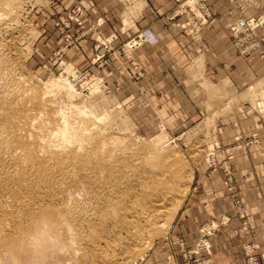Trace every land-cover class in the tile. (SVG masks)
Listing matches in <instances>:
<instances>
[{
  "label": "rangeland",
  "instance_id": "374dc122",
  "mask_svg": "<svg viewBox=\"0 0 264 264\" xmlns=\"http://www.w3.org/2000/svg\"><path fill=\"white\" fill-rule=\"evenodd\" d=\"M174 1L166 47L95 0H0V264H264V0H226L224 40Z\"/></svg>",
  "mask_w": 264,
  "mask_h": 264
},
{
  "label": "crops",
  "instance_id": "0c3cea01",
  "mask_svg": "<svg viewBox=\"0 0 264 264\" xmlns=\"http://www.w3.org/2000/svg\"><path fill=\"white\" fill-rule=\"evenodd\" d=\"M95 4L98 10L96 16H100L101 19H104V22H116L114 23L116 26L123 27V22L128 21L124 33L120 34L122 38H129L138 28L146 26L150 27L160 40H166L167 43L164 42L166 47L168 41L172 40L173 42L175 38L172 28L163 26V24H168L166 16L176 5L174 0H132L129 5H123L118 0H95ZM212 7L214 15L205 30L209 39L224 40L230 22V6L227 5L226 0H212ZM225 46L224 41H222V44L220 42L214 43L212 53L224 52L227 49ZM233 251L224 252L225 254L223 250L213 252V261L215 263L240 264L238 255Z\"/></svg>",
  "mask_w": 264,
  "mask_h": 264
},
{
  "label": "bare ground",
  "instance_id": "6f19581e",
  "mask_svg": "<svg viewBox=\"0 0 264 264\" xmlns=\"http://www.w3.org/2000/svg\"><path fill=\"white\" fill-rule=\"evenodd\" d=\"M38 97V96H37ZM17 100H19V99H17ZM27 100H30V99H28L27 98ZM19 102V101H18ZM33 103V102H32ZM15 104H17V101H16V103ZM19 104V103H18ZM13 109V108H12ZM11 109V110H12ZM9 110V109H8ZM16 114V113H15ZM11 119V118H10ZM32 120V119H31ZM11 121V120H10ZM32 126V125H31ZM37 126V125H36ZM64 127V126H63ZM37 128V127H36ZM35 128V129H36ZM44 128V127H43ZM61 128V127H60ZM65 128V127H64ZM64 128L63 129H61L59 132H60V134L63 136V134H62V130H64ZM30 129V128H29ZM66 129V128H65ZM18 132V131H17ZM35 133V132H34ZM26 134V133H25ZM27 135V134H26ZM30 135V134H29ZM29 138H30V136H29ZM35 138H37L36 136H35ZM27 140H28V138H26ZM31 139V138H30ZM36 140V139H35ZM88 140V139H87ZM100 140V139H99ZM106 140V139H105ZM31 141H32V139H31ZM49 141V140H48ZM103 142V141H102ZM41 143H43V142H41ZM105 143V142H104ZM103 143V144H104ZM39 144H40V142H39ZM83 145V144H82ZM88 145V144H87ZM104 146V145H103ZM42 147V146H41ZM46 147H47V145H46ZM94 147H96V146H94ZM109 147V146H108ZM43 149V148H42ZM45 149V148H44ZM76 150H77V148H75ZM80 149V148H79ZM71 150V149H70ZM74 150V149H73ZM17 151V150H16ZM92 152V151H91ZM15 153V152H14ZM47 153V152H46ZM99 153V152H98ZM41 155V154H40ZM42 156V155H41ZM68 157H70V156H68ZM104 157H105V155H104ZM105 160V159H104ZM111 160V159H110ZM69 162V161H68ZM115 163V162H114ZM171 164V163H170ZM166 165V164H165ZM159 166V165H158ZM160 166H161V171H163V170H165L164 169V166H163V163L162 164H160ZM168 169V168H167ZM66 170V169H65ZM172 170V169H171ZM157 171V170H156ZM173 171V170H172ZM100 172V171H99ZM108 173V172H107ZM163 173V172H162ZM161 173V174H162ZM165 173V172H164ZM163 173V174H164ZM175 174V173H174ZM165 175V174H164ZM160 176V175H159ZM167 176V175H166ZM146 179V178H145ZM157 181H158V179H157ZM166 181V180H165ZM139 182H141V181H139ZM158 182H160V180L158 181ZM146 184V183H145ZM80 186H81V184H79ZM144 185V184H143ZM149 185V184H148ZM154 186H156V185H154ZM161 186V185H160ZM145 187H146V185H145ZM81 188V187H80ZM160 189V188H159ZM157 191V190H156ZM66 192V191H65ZM164 192H166L165 190H164ZM173 192V191H172ZM172 192H170V193H172ZM158 194V193H157ZM163 194V193H162ZM167 194V193H166ZM159 195V194H158ZM168 196V195H167ZM109 198V197H108ZM161 199V198H160ZM159 199V200H160ZM163 199H165V198H163ZM162 201V200H161ZM165 201V200H164ZM45 202V201H44ZM112 202H113V200H112ZM33 203V202H32ZM61 203V202H60ZM161 203V202H160ZM46 205V204H45ZM4 206V205H3ZM6 206V205H5ZM42 206V205H41ZM5 209V208H4ZM150 209V208H149ZM143 211H145V210H143ZM56 212V211H55ZM150 212V211H149ZM12 214H14V213H12ZM147 214V213H146ZM150 214V213H149ZM152 214H153V212H152ZM142 215V214H141ZM148 216V215H147ZM150 216V215H149ZM144 217V216H143ZM151 217V216H150ZM4 218V217H3ZM146 220V219H145ZM6 224V223H5ZM145 225V224H144ZM158 226V225H157ZM58 229V228H57ZM43 231H44V228H43ZM41 234V233H40ZM41 236V235H40ZM50 236V235H49ZM46 237V236H45ZM135 238V237H134ZM44 239V238H43ZM52 239V238H51ZM42 240V239H41ZM45 241V240H44ZM63 241V240H62ZM4 243H5V241H4ZM39 243H40V240H39ZM49 243V242H48ZM6 245H8V243H6ZM60 245V244H59ZM59 245H57V246H59ZM62 245H63V243H62ZM8 246H13V245H8ZM8 246H6V247H8ZM49 246H50V248H51V250H53L54 249V243L53 242H50L49 243ZM56 246V247H57ZM55 247V248H56ZM60 247V246H59ZM58 247V248H59ZM63 247V246H62ZM43 248V247H42ZM12 249V248H11ZM57 249V248H56ZM61 250H63V249H61ZM54 252H55V250H54ZM14 255H15V253H14ZM115 256V255H114ZM118 256V255H117ZM112 257V256H111ZM15 258V257H14ZM13 258V259H14ZM15 260V259H14ZM20 264V263H19ZM60 264V263H59Z\"/></svg>",
  "mask_w": 264,
  "mask_h": 264
},
{
  "label": "built area",
  "instance_id": "2783aa9c",
  "mask_svg": "<svg viewBox=\"0 0 264 264\" xmlns=\"http://www.w3.org/2000/svg\"><path fill=\"white\" fill-rule=\"evenodd\" d=\"M144 35H145L146 37H148L150 40H153V41L156 40L155 36H154L150 31H146V32H144Z\"/></svg>",
  "mask_w": 264,
  "mask_h": 264
}]
</instances>
